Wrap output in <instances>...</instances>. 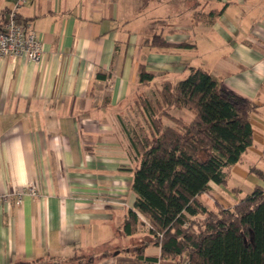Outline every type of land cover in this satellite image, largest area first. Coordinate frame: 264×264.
I'll return each mask as SVG.
<instances>
[{"label": "crops", "instance_id": "0c3cea01", "mask_svg": "<svg viewBox=\"0 0 264 264\" xmlns=\"http://www.w3.org/2000/svg\"><path fill=\"white\" fill-rule=\"evenodd\" d=\"M17 1L0 0V25ZM168 1L20 3L18 17L36 32L43 57L40 63L0 57V192L12 194L0 207V264H128L118 257H133L141 246L145 257L160 256L158 246L144 241L146 232L123 231L136 197L131 189L136 160L122 104L141 86V64L154 76L145 85L181 79L188 66H195L253 102L252 143L228 168L227 179L235 172L253 183L249 193L255 186L264 188L250 172L264 168L261 0H212L204 12L211 0L198 1L193 20L183 18L169 27L157 14ZM141 22L149 29L166 26L167 34H161L168 43L193 48L151 47L145 39L159 33L143 34L131 26ZM190 33L200 40L190 42ZM185 50L202 53L199 64L185 63ZM27 184L35 185L38 195L24 196L16 205L13 193ZM241 191L211 182L197 199L202 203L203 195L215 192L218 202L229 200L232 207ZM172 261L158 259L157 264Z\"/></svg>", "mask_w": 264, "mask_h": 264}, {"label": "trees", "instance_id": "16d2710c", "mask_svg": "<svg viewBox=\"0 0 264 264\" xmlns=\"http://www.w3.org/2000/svg\"><path fill=\"white\" fill-rule=\"evenodd\" d=\"M144 43L156 48L193 46L168 43L161 33ZM187 71L181 79L160 84L156 108L148 97H140L149 116L150 134L140 137L129 131L136 160L131 189L136 197L123 231L132 234L146 225L148 243L160 248V256L145 257L141 246L135 256L117 260L128 264H157L158 259L168 258L173 264H264L263 187L255 186L230 208L216 203V210H209L197 199L211 182L226 185V169L237 164L251 145L254 104L234 95L201 67L188 66ZM138 77L141 86L154 78L142 64ZM173 108H186L192 118L185 121L172 116L169 109ZM161 117L173 124L164 126ZM250 172L264 181V168Z\"/></svg>", "mask_w": 264, "mask_h": 264}, {"label": "rangeland", "instance_id": "374dc122", "mask_svg": "<svg viewBox=\"0 0 264 264\" xmlns=\"http://www.w3.org/2000/svg\"><path fill=\"white\" fill-rule=\"evenodd\" d=\"M198 1H202V0H169L168 5L162 3L161 5H159L158 8V18L163 20L166 24V26H172V24L174 22H178L181 21L183 18H187L189 17L191 20H193L194 17V12H198L199 8L195 7V4ZM212 0L209 1V5L206 6V8L202 9V12H204L205 10H209L210 8H212ZM264 7V0H261V4L259 5V8H263ZM244 9V8H242ZM160 12V13H159ZM235 12L238 13L239 15H242L240 12V8H236ZM257 15V14H256ZM186 21V19H185ZM135 26V27H140L141 28V32L143 34H151L153 32L156 33H162L163 35H166V26H158V27H153L151 29H149L150 25L148 23H131V26ZM191 37L190 42L192 43H196L198 40H200V38H198V36H195V34L190 33ZM42 43V42H41ZM207 45H209V42H206ZM213 45H217V41L215 40V38H212V43ZM213 47L212 45H209L208 48ZM193 48V47H192ZM186 49V48H185ZM188 50V49H186ZM182 51V57H183V61L187 64H199V57H201L202 53H199L197 51ZM187 74V72L183 73L182 75H180L179 78H183L185 77ZM160 85H152V86H148V85H143V86H139L138 89L134 90V92H132V94L130 95V97L122 104V109L124 110V119L125 122L127 124V126L129 127L131 132H135L137 133L140 137H144L146 135L150 134V120H149V116L145 113L143 106L140 102V97L141 96H146L149 98V100L152 103L153 108H156V101L158 100V94L160 92ZM161 110V109H160ZM169 113L174 116V117H181L183 120L185 121H189L192 118V113L190 111H188L186 108H173V109H169ZM156 114H159L156 113ZM164 126L166 125H172L173 122L170 121L168 118L166 117H161ZM228 171V168L226 169ZM227 186L228 187H233V186H238L241 188V192L237 193V198L236 199V203L243 199L245 196H247L250 192V188L253 187V183H251L250 181L246 180L244 177L236 174L235 172H233L232 174L230 173L228 179H227ZM216 191V190H214ZM215 192H212L211 194H206L203 195L201 197L202 199V203H204L205 205L211 207L212 209L216 210V203H219L223 208H230L231 207V203L230 201H217L216 200V196L213 194ZM219 194H221V192H219ZM220 196V195H217ZM217 201V202H215ZM231 202H234V200L232 199ZM235 203V204H236ZM234 204V205H235ZM196 221H200L199 218L195 219ZM139 229L142 230V232H146L147 236H145V240L144 241H148L149 239V235H148V229L147 226H139ZM166 260H172L171 258H168ZM173 262V261H172ZM174 263V262H173Z\"/></svg>", "mask_w": 264, "mask_h": 264}, {"label": "built area", "instance_id": "2783aa9c", "mask_svg": "<svg viewBox=\"0 0 264 264\" xmlns=\"http://www.w3.org/2000/svg\"><path fill=\"white\" fill-rule=\"evenodd\" d=\"M23 0H18L7 13L5 23L0 28V57L24 56L30 61L40 63L43 57V45L36 32L30 26L19 21L17 10ZM37 196L38 190L33 184H27L13 193L16 205L22 203L24 196ZM10 193L0 192V207L11 198Z\"/></svg>", "mask_w": 264, "mask_h": 264}]
</instances>
